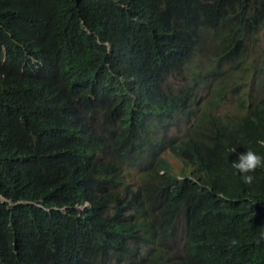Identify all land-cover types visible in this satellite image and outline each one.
I'll use <instances>...</instances> for the list:
<instances>
[{"label":"trees","instance_id":"obj_1","mask_svg":"<svg viewBox=\"0 0 264 264\" xmlns=\"http://www.w3.org/2000/svg\"><path fill=\"white\" fill-rule=\"evenodd\" d=\"M262 28L264 0H0V264H264V168L231 165L264 156V93L222 69L213 114L194 70L211 42L246 66Z\"/></svg>","mask_w":264,"mask_h":264},{"label":"rangeland","instance_id":"obj_2","mask_svg":"<svg viewBox=\"0 0 264 264\" xmlns=\"http://www.w3.org/2000/svg\"><path fill=\"white\" fill-rule=\"evenodd\" d=\"M215 47L216 45L211 42L209 46L206 44V49L202 51V55L200 56L201 60H199L194 70L195 73H197L198 70L205 72L204 74L206 77L205 80L202 79L203 81L195 87V92L197 97H202L201 103L206 102L208 107L213 110V114L217 112L218 115L223 116L224 113H236L238 107L235 99L233 100L235 95L231 93L232 91H227L226 95L228 98L221 100L219 99L220 96L217 94V91L214 89L212 90L213 84L218 85L220 83V70L226 69L227 72L224 76H226V74L231 75L229 76L230 81L240 85V92L243 93L248 102L252 98L257 99L261 97L264 93V71L262 70V66H264V28L250 40V55L246 66L237 68V70H234V73L231 72L233 69L229 64L224 65L223 63H219L218 66L214 64ZM196 79H200L199 75H196ZM170 81L173 87L185 82L182 81V74L177 75ZM206 82L209 83L210 86H208ZM217 103L218 106H216ZM186 129V126L181 124L180 127L171 129L169 135L179 132L180 134H184ZM163 156L172 164L174 174L182 175L188 172V168L169 151H166ZM180 225L181 223L179 222L178 227Z\"/></svg>","mask_w":264,"mask_h":264},{"label":"clouds","instance_id":"obj_3","mask_svg":"<svg viewBox=\"0 0 264 264\" xmlns=\"http://www.w3.org/2000/svg\"><path fill=\"white\" fill-rule=\"evenodd\" d=\"M262 70L264 71L263 66H262ZM181 124H180V126H181ZM257 143L259 145H261L262 147H264V139L258 140ZM179 161L182 162L181 160H179ZM183 165L188 168V172L185 174H188V176H191L190 166H187L184 163H183ZM231 165H232V168L235 169L236 175L239 176L240 180L244 184L252 185L256 180L255 172L257 171V169L264 168V156L259 155L256 151H254L252 149H247V151L245 153L240 154V156L238 157V161L232 163ZM130 171L132 172V170H130ZM131 174L133 175V173H131ZM182 175H178V176H180L179 178H182L181 177ZM179 222L181 223V225L178 227ZM179 222L176 223V226L178 227L177 228L178 235L175 236V240L172 239V241H171V244L173 246V250H175V248L180 249L182 243H184V236H185L184 222H183V220H180ZM257 232H258V237L256 239V243L260 244L261 242H264V228H261ZM231 244H232V246H237L238 241L233 239L231 241Z\"/></svg>","mask_w":264,"mask_h":264}]
</instances>
